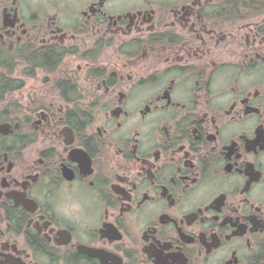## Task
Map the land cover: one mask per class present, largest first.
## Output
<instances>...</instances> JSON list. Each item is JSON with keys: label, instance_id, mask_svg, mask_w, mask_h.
<instances>
[{"label": "flooded vegetation", "instance_id": "af4514ba", "mask_svg": "<svg viewBox=\"0 0 264 264\" xmlns=\"http://www.w3.org/2000/svg\"><path fill=\"white\" fill-rule=\"evenodd\" d=\"M0 264H264V0H0Z\"/></svg>", "mask_w": 264, "mask_h": 264}]
</instances>
